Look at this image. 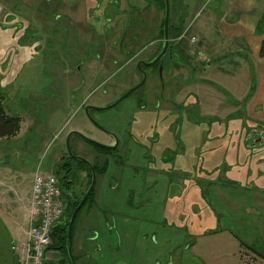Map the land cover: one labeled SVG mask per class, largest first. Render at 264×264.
I'll return each instance as SVG.
<instances>
[{
    "label": "rangeland",
    "instance_id": "obj_1",
    "mask_svg": "<svg viewBox=\"0 0 264 264\" xmlns=\"http://www.w3.org/2000/svg\"><path fill=\"white\" fill-rule=\"evenodd\" d=\"M46 1L52 7L20 0L4 21L0 18V92L5 96L6 112L26 118L19 138L0 144V161L6 163L15 188L19 192L27 190L37 170L61 178L59 164L68 156V146L76 156L94 163L96 154L91 150H94L92 145L78 137L67 145L72 130L105 146H111L112 139L118 140L121 155L116 153V163L110 164L105 176L96 175L97 196L82 211L83 216L95 219V213L89 211L96 208L97 214L91 225L87 218L83 225L87 227L83 264L87 261L90 264H208L209 250L214 246L208 238L197 242L195 231L199 225H208L210 215L217 224L242 227L245 222H253L252 233L245 236L246 231L240 236L250 243L246 248L264 256V196L257 207L252 201L245 204L241 197L224 200L231 198L227 191H240L245 186L240 179H229L230 174L238 175L240 171L243 176L256 177L264 173V148L237 149L238 143L249 140L252 129L264 131V121L248 118L244 109L233 111L231 117L211 119L213 112L206 108V97L210 94L207 71L212 62L209 63L201 38L195 46L187 40L176 45L189 57L188 66L182 67L177 56L173 59L175 64L168 61V73L160 67H146L147 80L143 87L122 98L142 80L140 61L151 60L160 50L159 45L152 43L157 38L161 40L155 36L157 30L153 32V22L143 24L145 36H140L132 49L126 47L121 31L113 33L111 29L117 20L105 21L107 12L103 13L100 25L94 16L86 19L87 25L98 29L96 37H87L84 31L82 35L81 25L69 26L67 37L58 23L56 29L51 27L53 33L61 32L57 42L51 37L46 44L49 27L45 20L60 17L54 12L62 0L43 2ZM118 1L92 0V3L105 8V4L115 5ZM122 1L128 5L127 0ZM139 1L129 0V4L139 5ZM226 1L196 0L187 6V0H182L181 5L170 0L172 24L177 26L180 17L181 24L188 28L187 36L198 38L199 23L213 10L220 19L225 17L230 21V17L237 16L223 14ZM149 2L152 4L154 0ZM43 17L44 25L40 22ZM160 20L161 15L158 23ZM133 21L132 35L136 29ZM258 32H264V19L258 25ZM100 44L104 45L102 49ZM196 49L203 55H198ZM110 54L116 58L112 60ZM176 83L184 86V94L176 92ZM218 84L227 86L222 80ZM189 92L191 97L186 102ZM222 92L216 109L222 111L226 107L229 115L233 97ZM116 102L119 103L112 106ZM87 106L104 109H90L87 113ZM219 125L236 129L226 135L204 133L209 126ZM151 138L157 141L152 142ZM77 141L83 142V150L76 148ZM212 149H216L215 153ZM228 153L236 158L237 166L226 161ZM163 155L165 164L155 159ZM118 158L121 163L117 162ZM97 159L102 165L104 157ZM88 180V171L77 172L68 195L72 199L81 197ZM124 217L129 221L124 222ZM75 228L73 253L79 257V228L77 225ZM58 255L65 256L50 251L48 261L57 260Z\"/></svg>",
    "mask_w": 264,
    "mask_h": 264
},
{
    "label": "crops",
    "instance_id": "obj_2",
    "mask_svg": "<svg viewBox=\"0 0 264 264\" xmlns=\"http://www.w3.org/2000/svg\"><path fill=\"white\" fill-rule=\"evenodd\" d=\"M18 1L20 0H0V18L3 21L11 14V10L15 9L18 6ZM23 3H32L34 5L43 7H52L51 2L44 0H21ZM196 0H187V6H191L193 2ZM35 2V3H33ZM227 6L223 8V14L227 15H237L230 17V21L225 19H220L217 14V11H212V13L206 17L203 21L199 23V35L197 39L201 38V44L207 49L209 59V63L212 62L210 68L208 69V81H209V95L206 97L207 106L209 111L213 112L210 117L214 118H227L231 117L233 111H241L244 109L248 118L254 117L256 119H261L264 121V53L261 52L262 46L264 44V32H258V24L264 16V0H227ZM55 13H58L61 17H67L65 20L63 19H49L45 20L48 24V35L47 39L49 40L51 37H54L57 42V37L61 32H57L51 30V27L57 28L58 23L60 24L61 30L64 28H68L71 23L74 25H80L84 23L85 15L88 13L87 8L83 4V0H62L55 9ZM228 17V16H227ZM16 18V17H15ZM44 19L40 20V22L44 25ZM23 20V17H22ZM54 20V24L51 21ZM16 23L18 22L15 19ZM41 23L38 22L39 26ZM30 26V25H29ZM64 27V28H63ZM22 28V25H21ZM188 28L183 25V31H186ZM80 32H82L80 30ZM73 34V33H72ZM189 34V33H188ZM195 35V34H194ZM68 37V34L66 33ZM87 37H91L86 35ZM197 37V36H195ZM186 40V39H185ZM184 40V41H185ZM200 40V39H199ZM35 43V38H33ZM67 41V40H66ZM65 41V43H66ZM158 41V39H156ZM33 43V42H32ZM50 40L46 42L49 44ZM156 42H154L155 44ZM45 44V45H46ZM128 44V43H127ZM251 53V57L249 55ZM179 58V64L182 67L188 66L186 59L189 57L183 53L182 50H179V54L175 53ZM112 60L116 58L112 54H110ZM184 57V58H183ZM250 57V58H249ZM228 62L230 65H223V63ZM257 65H253V64ZM84 65V64H83ZM92 65V64H91ZM180 66V67H181ZM181 67V68H182ZM96 68V67H95ZM93 68L92 70H95ZM167 73L169 72V66L167 65ZM178 68V67H176ZM180 68V69H181ZM68 72V70H67ZM177 74V73H176ZM177 77V75H176ZM222 80L227 84H224L227 89H225L222 85L218 84V81ZM228 80V81H227ZM176 92L178 94L185 93V88L183 85L176 83ZM227 90V91H226ZM227 92L233 97V107L231 106L232 111L228 115L226 111V107L221 110L216 109V103L219 101V96H223V93ZM190 92L186 95V102L190 99ZM193 95V94H191ZM195 96V95H193ZM196 97V96H195ZM200 98V97H199ZM203 98H205L203 96ZM239 104V105H238ZM223 115V117H221ZM21 117V116H19ZM21 129L18 135L15 138L17 139L21 136L24 131V126L26 124V118L21 117ZM34 123V122H33ZM221 125V124H220ZM209 126L204 133H214L218 135H226L231 134L234 127L228 126ZM32 126V125H30ZM29 126V131L31 127ZM75 130H72L73 132ZM70 132V133H71ZM237 132V131H236ZM69 133V134H70ZM251 136H259L258 139H261L259 142H253V144H248L249 140L252 138H248L244 143H238L237 149H247V148H264V131L252 129ZM250 136V137H251ZM78 136H73L70 138L71 140H75ZM79 138V137H78ZM220 138V137H219ZM10 139V140H12ZM235 139V138H233ZM241 141L243 140L240 138ZM9 140V141H10ZM83 140V139H82ZM4 141L8 140H0V144ZM85 142V141H84ZM115 142L114 139L111 140L109 145H113ZM87 144V143H86ZM242 144V145H241ZM85 145V144H84ZM76 148L83 150V142L77 141ZM244 146V147H243ZM90 150V149H89ZM95 152L94 162H98L99 154ZM216 149H212V152L215 153ZM234 150V149H232ZM231 153V152H230ZM83 157L82 154H78ZM211 157H208L209 160ZM113 159V160H112ZM88 160V159H86ZM232 160V162H230ZM236 158L228 153L226 157V161L231 164V166H237L235 161ZM3 161V160H2ZM0 161V219L3 221L7 229L9 230L12 238L14 237L15 242L14 245L25 241L26 239V231L29 224V206H30V198L32 191L33 178L28 183L27 190H23L19 192L17 187L15 188L13 184V179L11 178V173L7 172V165L3 161ZM115 158L110 159V164L116 163ZM88 162L92 164L89 160ZM258 164L262 163L261 161H257ZM77 164H75L76 166ZM77 167L83 172V165L78 164ZM163 170V169H162ZM163 172V171H159ZM238 175L230 174L228 176L231 180H242L245 186H241L242 190L236 192H228V195H231L230 199L224 198V200H234V198L241 197L244 200L245 204H248L249 201L254 203L255 206L259 205V199L264 196V173H261V176L251 175H241L240 171H238ZM82 179L83 176L81 175ZM99 178V176H98ZM26 187V186H25ZM97 196V193L96 195ZM246 200V201H245ZM248 200V201H247ZM92 203V201H91ZM91 207V204L89 205ZM256 206V207H257ZM234 211V210H232ZM217 212V211H216ZM90 214L95 213V219H97L96 208L89 211ZM215 213V212H214ZM228 214V213H226ZM86 218L88 219V223L91 221H95L94 218L89 215L83 216V213L80 215L78 219V248L80 251L81 264H83V259L86 258L85 252L87 251L86 247V237L84 235V231L87 227L83 228L84 223L86 224ZM215 218L210 215L208 220V225L203 227H198L195 231V236L197 237V242H201V240L208 238V241L212 243L214 246L213 249L209 250V261L208 264H264V259L260 258L255 250L253 252L249 247L248 240H243L241 238L240 233L246 232L245 236L250 235L253 231L252 227H255L253 222H245V224L241 225L242 227H238L237 225L231 223L218 224L215 223ZM129 221L127 217H124V222ZM91 225V223H90ZM82 227V228H81ZM89 227V226H88ZM240 228L242 231L240 232ZM250 241V240H249ZM254 241V240H251ZM255 242V241H254ZM196 243L194 244V246ZM86 247L83 251V247ZM90 249V248H89ZM86 264H90L87 261Z\"/></svg>",
    "mask_w": 264,
    "mask_h": 264
},
{
    "label": "flooded vegetation",
    "instance_id": "obj_3",
    "mask_svg": "<svg viewBox=\"0 0 264 264\" xmlns=\"http://www.w3.org/2000/svg\"><path fill=\"white\" fill-rule=\"evenodd\" d=\"M127 1H128V5L126 3H124L122 0H119L118 2H116L115 5H112L113 3L105 4L106 7L102 8V6L99 5L98 3L93 4L92 0H83V4L88 10V13L85 15L84 19L85 20L88 19V16L91 18L94 16V18L96 17L95 19L98 21L97 23H99L97 25H100L102 23L101 18L102 17L104 18V16H105L103 13L107 12L108 15L106 16L105 21H110L112 18H115L117 20V22H115L114 26H112L111 30H113V33H115V34H116L117 30L119 32L121 31L123 41L126 40V47L129 46V47H131V49H132V47H134V45L136 44V41L139 39L140 36H142V35L145 36L144 32L146 30V27L143 24H147L149 21L153 22V25H154L153 32L155 30H157V35H155L156 38L161 37V40L158 38H157L158 41L155 40L156 44L160 46V50H159V52L156 53V55H154V57H152L151 60L145 61V62L140 61V63H139V64H141L140 70H141V73L143 74V77H144V70L146 69V67H153L154 66L156 68L160 67L161 70H165V69L167 70L168 68L166 65H168V61H171V62H173V64H175L174 60H173L177 57V55L175 53L177 52L179 54V48L176 47V45L177 44L179 45L183 41L180 38H181L182 34L184 33V31L182 32V34L178 38H173L171 41V44L169 41V46H168L166 54L158 62H156L153 66H146L145 64L153 62L160 55V53L163 51V48L165 45V17H166V10H167V2L169 3V7H170V0H154V3H152V4L149 2V0H140L139 5H132V4L130 5L129 0H127ZM173 2H174V4L177 2L178 5H181L182 0H173ZM160 15H161V20L158 23ZM60 17H57L56 20H58ZM60 19H62V17ZM112 21H113V19H112ZM132 21L135 22V27H136V29L134 30L135 31L134 35H132L130 32L131 31L130 26L132 25ZM178 21L179 22H178L177 26L172 24V20H171L170 13H169V29H168V31L171 32L172 34H174L176 31H178V29H183V24H181V18L180 17H179ZM88 22L86 20V23L84 22V23L80 24L82 26V28H81L82 35H83V31H84L86 35H89L91 37H96L95 35L98 33V29H96L95 26L87 25ZM72 25H74V23L70 24V26H72ZM64 31L68 34L69 26H68V28L64 29ZM187 32H188V29H187ZM152 43L154 44V42H152ZM99 47L102 49L104 47V45L100 44ZM132 53H133V51H132ZM134 56H136V55H134ZM166 57H168V59H166ZM80 65H83V63H81ZM143 77H142V80H143ZM141 81H140V83H141ZM163 84H164V82L162 81V87H163ZM163 89H165V88H163ZM118 103L119 102H116L114 104H118ZM155 112L156 111H153L152 113L155 114ZM250 138H252V141L255 143L258 140L259 136H255V137L251 136ZM151 141L154 142L157 140H155V138H151ZM113 145H116V147H115V148H117L116 153H117V155L120 156L121 155L120 150H119L120 141H118V143L114 142ZM67 154H68V156H66V159H65L66 161L69 160L71 157H73L72 155H70L69 151H67ZM73 155H76V153ZM75 159H77V158H75ZM85 159L86 158H83V161L89 163L88 160L85 161ZM155 159H159L160 163H163V164H165V162H166L164 155L162 157L156 156ZM118 161H119V158L117 159V162ZM94 163H92V164L89 163V164L93 165ZM119 163H121V162L119 161ZM103 164H104V162H103ZM105 175H102V177ZM96 186H97V181H96V185L94 188L95 189V195L97 193L96 192ZM75 229H74V231H75ZM73 240H74V232H73V236H72V242L70 243L68 240V248L65 250L56 251V252H60L61 254L63 253L66 257L65 256L62 257V256L58 255L59 257L57 260L48 261V262H46V264H72V259L69 255V246L70 245L72 246V252H73ZM97 248L98 247L96 246L95 249L97 250ZM73 256H74L75 264H79L81 259L80 258L77 259L78 256L76 257V255H74V253H73Z\"/></svg>",
    "mask_w": 264,
    "mask_h": 264
},
{
    "label": "built area",
    "instance_id": "obj_4",
    "mask_svg": "<svg viewBox=\"0 0 264 264\" xmlns=\"http://www.w3.org/2000/svg\"><path fill=\"white\" fill-rule=\"evenodd\" d=\"M187 38L193 46L198 42L195 36H187L186 31L180 39ZM195 51L203 55L201 51ZM29 209L26 239L14 246L15 263L46 264L48 248L52 244V231L63 220L66 209L55 174L40 170L34 173Z\"/></svg>",
    "mask_w": 264,
    "mask_h": 264
},
{
    "label": "trees",
    "instance_id": "obj_5",
    "mask_svg": "<svg viewBox=\"0 0 264 264\" xmlns=\"http://www.w3.org/2000/svg\"><path fill=\"white\" fill-rule=\"evenodd\" d=\"M263 18L259 22L258 25L262 22ZM258 28V27H257ZM183 32V29H178L174 34L169 32V40L170 44L173 38H178ZM164 37V36H163ZM262 53H264V44L262 46ZM21 122L22 119L19 116H12L8 114L5 110V96L2 92H0V140H10L12 138H15L20 129H21ZM75 136V135H73ZM80 138V137H79ZM82 139V138H81ZM86 143L89 145H92L94 150L99 154V156L104 157V164L100 165L99 163L95 162L93 165H90L87 162H84L80 159H75L71 157L69 160H63L59 164V174H62L61 178H58L59 185L61 184V193L62 197L66 202V209L64 218L59 223L54 230L52 231V244L48 248V252L50 251H60L65 250L68 248V226L71 220V216L73 211L78 207L81 200L85 196L86 192L88 191L89 187L91 186L92 179H93V171H95L97 176L105 175L108 171V168L110 166V159L111 157L116 156V149H109V148H103L99 145L93 144L86 139H83ZM75 154V153H73ZM75 164H82L83 165V171H88V183H87V189L82 194L81 197L78 199H72L70 195H68L73 190L74 181L77 177V172L80 171L78 167L75 166ZM95 198V189L90 194L80 211L78 212V215L76 217V220L74 222L73 228H72V236L75 229V226L78 222V219L83 211V209L87 206L88 202L93 201ZM261 258L264 259V256L259 255ZM77 257V256H76ZM78 259V257H77Z\"/></svg>",
    "mask_w": 264,
    "mask_h": 264
},
{
    "label": "water",
    "instance_id": "obj_6",
    "mask_svg": "<svg viewBox=\"0 0 264 264\" xmlns=\"http://www.w3.org/2000/svg\"><path fill=\"white\" fill-rule=\"evenodd\" d=\"M169 13H170V7H169V3L167 2V10H166V17H165V45L163 48V51L160 53V55L151 63H146V66H153L156 62H158L167 52L168 46H169ZM139 68L141 69V64L138 65ZM147 76L146 74H144L143 80L141 81V83L139 85H137L135 88H133L132 90H130L128 93H126L122 98H126L127 96H129L130 94H132L133 92L137 91L139 88H141L144 83L146 82ZM115 105V104H114ZM112 105V106H114ZM111 107V106H110ZM90 109H95V110H103L104 108H97V107H91V106H87L86 107V112L89 113ZM72 135L78 136L82 139H86L87 141L99 145L103 148H109V149H114L116 147V145H111V146H105V145H101L98 143H95L93 141H91L90 139L84 137L81 133L73 131L71 132L68 137H67V145L69 144V140L70 137ZM261 139H258L257 141L259 142ZM256 141V142H257ZM118 143V140L117 142ZM70 155H72L74 158L83 160L82 158L73 155L70 147L68 146V150ZM93 171V179H92V183L91 186L89 188V190L87 191V193L85 194V196L83 197V199L81 200L80 204L78 205V207L73 211L72 216H71V220L69 223V227H68V240L71 243L72 242V227L73 224L76 220V217L78 215V212L80 211V209L82 208V206L84 205V203L86 202V200L88 199V197L90 196V194L92 193L93 189L95 188L96 185V173L95 171L92 169ZM69 255L72 259V264H75L74 261V256H73V252H72V246H69ZM0 264H15V253H14V245H13V239L11 237L10 232L8 231L7 227L5 226V224L3 223V221L0 219Z\"/></svg>",
    "mask_w": 264,
    "mask_h": 264
}]
</instances>
